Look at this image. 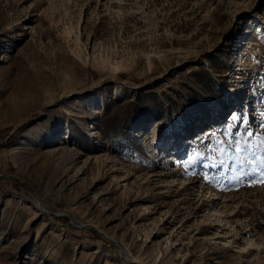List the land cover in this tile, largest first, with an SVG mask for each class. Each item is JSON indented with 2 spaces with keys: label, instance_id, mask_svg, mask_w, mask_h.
Instances as JSON below:
<instances>
[{
  "label": "rangeland",
  "instance_id": "obj_1",
  "mask_svg": "<svg viewBox=\"0 0 264 264\" xmlns=\"http://www.w3.org/2000/svg\"><path fill=\"white\" fill-rule=\"evenodd\" d=\"M262 178L264 0H0V264H264Z\"/></svg>",
  "mask_w": 264,
  "mask_h": 264
},
{
  "label": "snow or ice",
  "instance_id": "obj_2",
  "mask_svg": "<svg viewBox=\"0 0 264 264\" xmlns=\"http://www.w3.org/2000/svg\"><path fill=\"white\" fill-rule=\"evenodd\" d=\"M232 118H233V119H236V118H237L236 115H235V113L232 114ZM243 119L247 120V116L245 115V116L243 117ZM248 135L251 136V132H249ZM239 145H240V142L237 141V148H236V151H237L238 154H239L241 151H243V149H241ZM260 159H261L260 157H256V160H260ZM240 162H241V164L244 163L243 160H241ZM260 182H261V183H264V178H262Z\"/></svg>",
  "mask_w": 264,
  "mask_h": 264
},
{
  "label": "bare ground",
  "instance_id": "obj_3",
  "mask_svg": "<svg viewBox=\"0 0 264 264\" xmlns=\"http://www.w3.org/2000/svg\"><path fill=\"white\" fill-rule=\"evenodd\" d=\"M207 121H204V122H207ZM212 123H213V120H211L210 123H209V125H211V126H208V127L204 128L203 130H199L200 131V135H202V137H207V135L212 132V130H211V129H213Z\"/></svg>",
  "mask_w": 264,
  "mask_h": 264
}]
</instances>
